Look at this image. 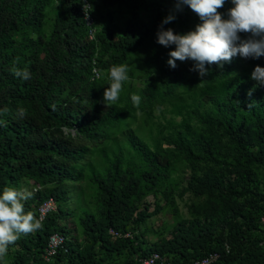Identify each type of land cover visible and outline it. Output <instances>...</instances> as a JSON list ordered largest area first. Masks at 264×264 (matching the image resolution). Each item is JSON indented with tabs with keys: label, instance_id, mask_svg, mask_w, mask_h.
Wrapping results in <instances>:
<instances>
[{
	"label": "trees",
	"instance_id": "trees-1",
	"mask_svg": "<svg viewBox=\"0 0 264 264\" xmlns=\"http://www.w3.org/2000/svg\"><path fill=\"white\" fill-rule=\"evenodd\" d=\"M97 1L90 39L78 0H0V188L30 191L24 209L37 218L48 199L55 205L5 264H138L152 253L174 264L210 253L215 264H264V86L250 79L264 57L237 56L201 79L191 61L170 68V49L155 41L170 12L176 19L164 27L174 32L200 23L190 8L102 0L100 24ZM115 13L127 16L123 27L111 25ZM123 63L130 79L104 104L108 69ZM25 66L32 78H15L12 69ZM185 193L196 199L189 218L176 205ZM148 197L175 223L170 238L151 244L139 228L162 206L150 210ZM53 234L64 241L46 263Z\"/></svg>",
	"mask_w": 264,
	"mask_h": 264
},
{
	"label": "clouds",
	"instance_id": "clouds-1",
	"mask_svg": "<svg viewBox=\"0 0 264 264\" xmlns=\"http://www.w3.org/2000/svg\"><path fill=\"white\" fill-rule=\"evenodd\" d=\"M81 2V0H79ZM225 3L231 7L226 13L219 12ZM183 6L197 14L200 23L186 32H174L164 25L176 19L173 12L161 21L155 33L157 44L170 49L167 53V65L175 69L176 61H191L190 71H195L201 79L207 77L212 65L223 68L237 56L243 59L258 60L264 57V0H175L173 8L182 11ZM86 12L92 11L91 4H84ZM240 33L248 34L242 38ZM15 78L28 81L32 78L30 69L14 67ZM109 84L103 91L104 104L118 101L123 84L129 81L127 63L114 64L108 69ZM235 75V74H233ZM250 79L256 86H264V67L254 66ZM251 90L249 91V95ZM131 102L138 107L141 103L139 94H131ZM18 115L22 118L24 113ZM3 121L0 120V126ZM32 193L27 189L20 190L13 186L0 188V264H5L4 257L9 247L22 234H30L42 228L41 219L31 211H25L24 201Z\"/></svg>",
	"mask_w": 264,
	"mask_h": 264
},
{
	"label": "rangeland",
	"instance_id": "rangeland-1",
	"mask_svg": "<svg viewBox=\"0 0 264 264\" xmlns=\"http://www.w3.org/2000/svg\"><path fill=\"white\" fill-rule=\"evenodd\" d=\"M94 12L96 20L99 21L101 24L102 19L100 18L106 15L108 12V9L104 7L102 0H98L96 3H94ZM100 16V17H99ZM126 15H118L115 13L113 15V20L111 21V25L123 27ZM136 85H140L139 82H134ZM166 116L169 117V114L166 113ZM136 123L131 125L132 130L136 127ZM188 174V172H186ZM196 199L190 194L185 193L182 198L176 197V205L179 211V214L182 218H189V213L187 207L191 202H195ZM146 204L150 205V210H153V208L156 205L162 206V210L158 215H155L151 218H149L146 222V224L139 228V233L143 235V238L149 243H155L162 239H168L171 237L172 229L175 226L174 221L172 220L171 213L169 209L164 208L162 201H155L152 197H148L146 199Z\"/></svg>",
	"mask_w": 264,
	"mask_h": 264
},
{
	"label": "built area",
	"instance_id": "built-area-1",
	"mask_svg": "<svg viewBox=\"0 0 264 264\" xmlns=\"http://www.w3.org/2000/svg\"><path fill=\"white\" fill-rule=\"evenodd\" d=\"M79 1V0H78ZM80 6H81V13L84 17L85 24L89 28V38L92 39L95 34V27H94V17L92 15V11L86 12L84 9V4H91L90 0H81ZM92 6V5H91ZM94 75L96 78L99 77V73H97L96 68L93 69ZM54 201L53 199H48L46 202H44L38 209L39 212V219L41 221L45 218L46 214L54 209ZM260 225L264 227V212L260 217ZM110 235L113 238H118V237H130V233H125L121 234L117 231L110 230L109 231ZM63 237L60 234H53L49 237L48 244H47V249L45 254L43 255V259L46 263H50L54 256L57 254L58 249L61 247L63 244ZM218 259V255L215 253H210L206 257H203L202 259L199 260H194L188 263H181V264H215V262ZM138 264H174L171 260L170 257L161 255L160 253H152L149 256L141 259L138 261Z\"/></svg>",
	"mask_w": 264,
	"mask_h": 264
}]
</instances>
